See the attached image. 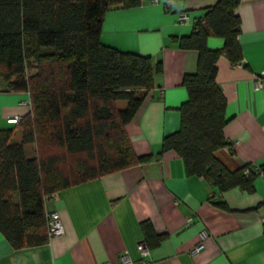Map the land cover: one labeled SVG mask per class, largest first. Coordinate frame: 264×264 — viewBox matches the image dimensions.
I'll return each mask as SVG.
<instances>
[{
  "label": "crops",
  "instance_id": "obj_1",
  "mask_svg": "<svg viewBox=\"0 0 264 264\" xmlns=\"http://www.w3.org/2000/svg\"><path fill=\"white\" fill-rule=\"evenodd\" d=\"M215 2L142 0L107 9L100 34L104 44L162 61V71L154 74L153 86L125 125L135 153L152 158L46 195L45 211L59 213L64 232L15 248L0 231V264H122L124 252L134 264H264V177L259 174L264 90L253 86V75L264 69V0H239L235 8L242 61L231 63L223 55L216 61V82L226 99V143L214 154L230 169L253 172L252 189L220 191L202 176L186 174L172 150L161 152V139L179 126L178 107L187 98L182 77L197 67V50L180 48L176 38L190 34L194 21ZM180 11L189 14L187 22L177 20ZM223 43L217 35L206 38L209 49ZM29 109L28 92L5 90L0 78V128L13 127L7 116ZM20 137L17 128L13 138ZM24 147L27 155L34 154L33 142ZM142 220L166 233L146 254L137 248L143 241ZM202 229L207 232L203 245L190 254Z\"/></svg>",
  "mask_w": 264,
  "mask_h": 264
},
{
  "label": "trees",
  "instance_id": "obj_2",
  "mask_svg": "<svg viewBox=\"0 0 264 264\" xmlns=\"http://www.w3.org/2000/svg\"><path fill=\"white\" fill-rule=\"evenodd\" d=\"M141 1L0 0V78L5 90L27 91L30 103L13 127L0 128V231L13 247L47 241L46 195L152 158L135 153L125 125L162 61L100 39L109 7ZM238 1L216 0L190 34L176 38L180 48L197 50V67L182 77L187 98L178 107L179 126L161 139V152L172 150L186 174L202 176L220 191H250L254 179L253 172L230 169L214 154L226 143L216 61L221 55L231 63L243 58ZM209 35L222 37L223 46L207 48ZM17 128L21 137L14 140ZM26 142L34 143L31 156ZM139 225L148 248L166 236L149 220Z\"/></svg>",
  "mask_w": 264,
  "mask_h": 264
},
{
  "label": "built area",
  "instance_id": "obj_3",
  "mask_svg": "<svg viewBox=\"0 0 264 264\" xmlns=\"http://www.w3.org/2000/svg\"><path fill=\"white\" fill-rule=\"evenodd\" d=\"M156 1V0H151ZM177 20L180 22H187L189 20V14L185 11H180L177 14ZM253 86L255 89L264 90V69L255 73L253 75ZM21 116L18 114L9 115L7 116L6 120L10 123H17L20 120ZM237 141L232 142V146H234ZM244 172L249 173L247 168H244ZM259 174L264 177V164L260 167ZM46 216V226H47V239L54 235H60L64 232L63 224L61 222L59 213L56 210L45 211ZM190 218V217H188ZM207 235L206 230L202 229L200 231V240L196 243L190 250V254H195L199 251L202 247V239L205 238ZM137 248L141 254H146L148 252V247L144 241H139L137 243ZM121 263L122 264H134L132 258L127 252H124L120 255ZM53 264V263H50Z\"/></svg>",
  "mask_w": 264,
  "mask_h": 264
},
{
  "label": "rangeland",
  "instance_id": "obj_4",
  "mask_svg": "<svg viewBox=\"0 0 264 264\" xmlns=\"http://www.w3.org/2000/svg\"><path fill=\"white\" fill-rule=\"evenodd\" d=\"M124 101H120L119 103H118V105H119V107H123L124 106ZM15 196V198H16V195H14Z\"/></svg>",
  "mask_w": 264,
  "mask_h": 264
}]
</instances>
